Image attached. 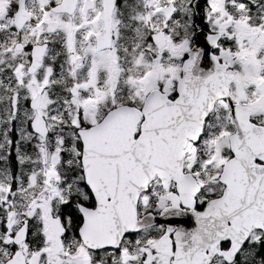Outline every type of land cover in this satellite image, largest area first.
I'll return each mask as SVG.
<instances>
[{
    "label": "snow or ice",
    "instance_id": "obj_1",
    "mask_svg": "<svg viewBox=\"0 0 264 264\" xmlns=\"http://www.w3.org/2000/svg\"><path fill=\"white\" fill-rule=\"evenodd\" d=\"M0 264H264V0H0Z\"/></svg>",
    "mask_w": 264,
    "mask_h": 264
}]
</instances>
